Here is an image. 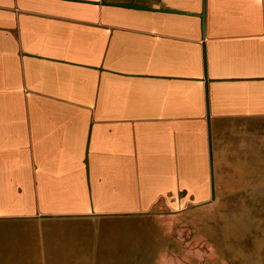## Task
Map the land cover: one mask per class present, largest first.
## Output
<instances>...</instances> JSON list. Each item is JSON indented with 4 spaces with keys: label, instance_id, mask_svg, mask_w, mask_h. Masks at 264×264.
<instances>
[{
    "label": "crops",
    "instance_id": "0c3cea01",
    "mask_svg": "<svg viewBox=\"0 0 264 264\" xmlns=\"http://www.w3.org/2000/svg\"><path fill=\"white\" fill-rule=\"evenodd\" d=\"M262 146L264 0H0V264H102L84 222L211 200Z\"/></svg>",
    "mask_w": 264,
    "mask_h": 264
},
{
    "label": "rangeland",
    "instance_id": "374dc122",
    "mask_svg": "<svg viewBox=\"0 0 264 264\" xmlns=\"http://www.w3.org/2000/svg\"><path fill=\"white\" fill-rule=\"evenodd\" d=\"M259 152L263 165L264 146ZM215 171L211 200L175 212L95 218L77 238L95 246L102 264H264V167L225 178Z\"/></svg>",
    "mask_w": 264,
    "mask_h": 264
}]
</instances>
